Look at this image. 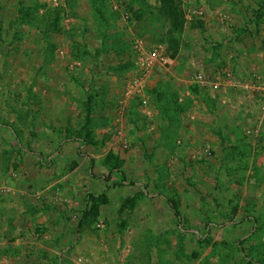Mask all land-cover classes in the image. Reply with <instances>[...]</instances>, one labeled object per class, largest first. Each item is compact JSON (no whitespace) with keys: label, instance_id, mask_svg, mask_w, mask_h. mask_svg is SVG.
<instances>
[{"label":"rangeland","instance_id":"obj_1","mask_svg":"<svg viewBox=\"0 0 264 264\" xmlns=\"http://www.w3.org/2000/svg\"><path fill=\"white\" fill-rule=\"evenodd\" d=\"M0 264H264V0H0Z\"/></svg>","mask_w":264,"mask_h":264},{"label":"built area","instance_id":"obj_2","mask_svg":"<svg viewBox=\"0 0 264 264\" xmlns=\"http://www.w3.org/2000/svg\"><path fill=\"white\" fill-rule=\"evenodd\" d=\"M169 61L170 60L166 58L162 52L155 50L149 55H146L143 67L145 68V71L149 72L154 68L155 63H162L165 66L166 64H169Z\"/></svg>","mask_w":264,"mask_h":264},{"label":"trees","instance_id":"obj_3","mask_svg":"<svg viewBox=\"0 0 264 264\" xmlns=\"http://www.w3.org/2000/svg\"><path fill=\"white\" fill-rule=\"evenodd\" d=\"M99 203H100V201H98V203L94 205V212H95V214H98Z\"/></svg>","mask_w":264,"mask_h":264}]
</instances>
